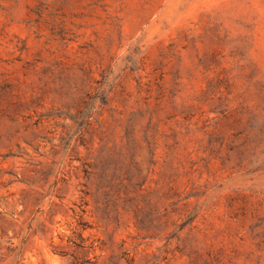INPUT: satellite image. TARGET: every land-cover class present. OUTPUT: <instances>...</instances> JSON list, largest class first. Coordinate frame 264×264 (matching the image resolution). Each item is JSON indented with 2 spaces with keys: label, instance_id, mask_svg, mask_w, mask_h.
I'll use <instances>...</instances> for the list:
<instances>
[{
  "label": "rangeland",
  "instance_id": "obj_1",
  "mask_svg": "<svg viewBox=\"0 0 264 264\" xmlns=\"http://www.w3.org/2000/svg\"><path fill=\"white\" fill-rule=\"evenodd\" d=\"M0 264H264V0H0Z\"/></svg>",
  "mask_w": 264,
  "mask_h": 264
}]
</instances>
